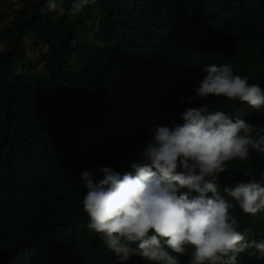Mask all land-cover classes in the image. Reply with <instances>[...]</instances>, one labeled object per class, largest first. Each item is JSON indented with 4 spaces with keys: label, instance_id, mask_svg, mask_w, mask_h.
I'll return each mask as SVG.
<instances>
[{
    "label": "trees",
    "instance_id": "1",
    "mask_svg": "<svg viewBox=\"0 0 264 264\" xmlns=\"http://www.w3.org/2000/svg\"><path fill=\"white\" fill-rule=\"evenodd\" d=\"M46 3L10 5L0 29V264H118L87 227L81 170L119 171L150 125L179 122L204 65L229 63L264 88V0H96L75 21L42 14ZM198 103L264 125L246 102ZM244 169L264 171V153L229 164L226 198ZM230 211L246 239L264 240V211ZM250 251L238 264H264Z\"/></svg>",
    "mask_w": 264,
    "mask_h": 264
},
{
    "label": "clouds",
    "instance_id": "2",
    "mask_svg": "<svg viewBox=\"0 0 264 264\" xmlns=\"http://www.w3.org/2000/svg\"><path fill=\"white\" fill-rule=\"evenodd\" d=\"M96 0H47L41 13L75 21ZM193 95L172 124H152L150 140L137 146L135 158L119 171L100 166L82 169L86 189L81 204L87 227L97 234L118 264L133 255L152 264H238L240 253L264 260V240H249L230 209L264 211V171L244 169L246 180L223 187L221 174L232 161H247L250 151L264 153V125L211 107L209 97L246 102L264 110V88L235 74L229 63L202 66ZM182 103L185 100L181 101Z\"/></svg>",
    "mask_w": 264,
    "mask_h": 264
},
{
    "label": "rangeland",
    "instance_id": "3",
    "mask_svg": "<svg viewBox=\"0 0 264 264\" xmlns=\"http://www.w3.org/2000/svg\"><path fill=\"white\" fill-rule=\"evenodd\" d=\"M12 4L9 3V0H0V16L2 17V19L0 20V29L4 26V24H6L9 20H10V16L9 15H4V12H9V9H10V5H11V8H14V7H18L20 4H19V0H12ZM96 14V11L94 10L93 11V16ZM92 41V39H91ZM27 45L28 47L31 45L30 44V40L28 39L27 40ZM3 46V42L0 40V48ZM31 56V59L34 58V55H30ZM38 68L41 70V66L39 65Z\"/></svg>",
    "mask_w": 264,
    "mask_h": 264
}]
</instances>
